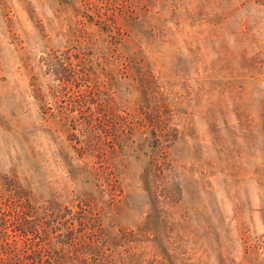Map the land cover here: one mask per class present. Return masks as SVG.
<instances>
[{
	"label": "rangeland",
	"instance_id": "1",
	"mask_svg": "<svg viewBox=\"0 0 264 264\" xmlns=\"http://www.w3.org/2000/svg\"><path fill=\"white\" fill-rule=\"evenodd\" d=\"M106 2L0 0V183L26 181L34 202L63 188L96 194L87 172L79 186L68 180L73 169L57 155L65 144L38 127L33 88L51 83L40 62L52 52H77L100 72V22L87 9ZM134 9L144 36L136 62L144 59L164 99L163 128L155 139L138 91L120 85V99L109 91L139 124L118 130L122 154L132 156L120 208L104 227L126 236L123 249L134 247L129 264H264V0H134ZM24 146L40 158H22ZM145 220L155 230L147 233Z\"/></svg>",
	"mask_w": 264,
	"mask_h": 264
},
{
	"label": "trees",
	"instance_id": "2",
	"mask_svg": "<svg viewBox=\"0 0 264 264\" xmlns=\"http://www.w3.org/2000/svg\"><path fill=\"white\" fill-rule=\"evenodd\" d=\"M103 1H107V9L98 5L87 9L100 22L99 42L105 54L95 62L100 72L91 71L92 64L81 60L77 52L61 55L52 52L40 62L51 83L33 88L42 113L38 127L51 143H54L52 139L60 138L65 144L58 145L57 155L73 169L68 180L79 186V178L87 172L98 183L96 194L80 195L78 190L63 188L61 196L34 202L33 188L26 181L21 182L17 176L3 177L0 264H129L134 247L123 249L126 236L120 231L107 230L103 218L120 208L121 200L116 197L123 196L127 188L123 185L126 177L121 175L123 170L127 171L125 162L132 155L122 154L127 141L118 135V130L127 128L133 133L139 123L130 119L128 113L125 116L119 113L109 91L117 99L122 95L120 85L126 86L130 96L134 91L139 92L137 107L146 112L145 120L152 127L155 139L163 128L158 114L164 107V99L154 92L144 71L146 66L141 64L144 59L136 62L140 60L144 36H139L141 24L132 18L134 0ZM88 20L84 25L90 29L93 20L90 17ZM84 34L87 44H95ZM21 157L34 161L40 158L30 146H24ZM145 225L147 233L155 230L148 220Z\"/></svg>",
	"mask_w": 264,
	"mask_h": 264
}]
</instances>
